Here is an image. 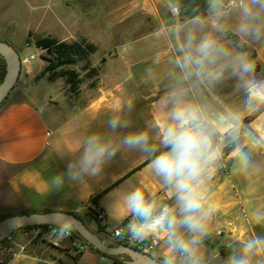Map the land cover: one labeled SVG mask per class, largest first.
Here are the masks:
<instances>
[{
  "label": "crops",
  "instance_id": "crops-1",
  "mask_svg": "<svg viewBox=\"0 0 264 264\" xmlns=\"http://www.w3.org/2000/svg\"><path fill=\"white\" fill-rule=\"evenodd\" d=\"M5 6L0 7V20ZM64 20L67 28L78 27L90 42L101 38L107 43L102 63L97 64L96 85L82 84L79 98L68 96L61 79L51 83L55 88L44 87L43 79L36 81L43 64L34 62L37 56L30 53L31 47L21 53L19 82L0 107V163L16 168L11 184L19 211L84 216L89 228L108 243L115 242L111 230L122 228L129 234L128 225L139 222L126 202L137 189L155 201L157 213L168 205L179 217L174 187L151 162L169 150L162 143L164 132L177 124L174 112L186 109L195 111L199 126L208 123L219 134L195 185L203 205V227L196 233L177 228L185 240H197L192 255L172 247L170 238L158 233L150 235L160 240L151 256L162 262L174 259V264H231L233 257L243 256L248 241L264 240V153L258 139L251 135L256 141L250 140L244 129L253 109L241 111L246 102L241 92L262 90L263 77L254 78L250 87L241 86L245 72L240 62L248 63V53H240L221 31L215 34L219 21L211 17L210 8L204 19L179 22L163 0H68ZM174 28L180 29V37L173 36ZM247 35L238 36L250 47ZM206 39L214 44L205 54L199 46ZM63 40L81 42L73 36ZM111 48L113 54H103ZM254 48L260 55L258 46ZM262 116L250 123L259 139L264 138L256 126ZM141 133L147 144L125 143ZM93 138L107 149L95 174L96 165L85 171L81 164ZM46 227L16 229L0 242V264L107 263L88 249L77 260L56 254L74 252L79 242L73 238L64 241L62 249L55 248L46 240ZM248 259L249 264H264V245Z\"/></svg>",
  "mask_w": 264,
  "mask_h": 264
},
{
  "label": "rangeland",
  "instance_id": "rangeland-1",
  "mask_svg": "<svg viewBox=\"0 0 264 264\" xmlns=\"http://www.w3.org/2000/svg\"><path fill=\"white\" fill-rule=\"evenodd\" d=\"M5 1L6 2H2L0 4L1 8H3L5 5V7H7L6 13L4 14V16H1L0 20V41L10 42L18 50L20 55L21 53H24L28 48L25 45V39L28 33L34 32L43 36H53L60 40L69 39L71 36H73L81 41H87L97 48L96 52L92 53L91 55V62L92 65L94 64V68H97L98 63H102L100 58L102 55V51L106 47L107 42L103 41L101 38H98V42H95V38L94 41L90 42L87 38L82 35L83 33L78 27L72 30L67 28L64 20V10L68 0ZM163 1L173 7L176 19H178L179 22H182L183 20L181 12L177 8L180 0ZM236 1L237 6L232 9L227 8L226 0H208V4L210 8L211 17H214L217 21H219L217 28L215 29V34L221 31V34L227 36L229 34H232L229 32L231 31L237 33L240 36L245 37L247 33L250 32L247 37H249V42H251V53L247 54V58L248 63L252 65V68L249 72H245L241 76V86L243 87V85H247V87H250L252 82L255 80L254 78H257V80H259L261 77H263L262 90L248 89V92H245L246 94L244 92H241L242 95L244 94L243 96L246 99V102H244L243 106H241V111L243 113H249L253 109V111L248 115L250 117L254 114L257 109H259L260 104L264 103V0ZM246 9L247 12L245 11ZM6 23L7 25L4 26ZM178 30L179 31L176 32L175 28L173 29V36H181L182 33L179 28ZM223 30L226 31L224 32ZM253 45L258 46V48L260 49V55H258L256 59H252V52L255 49ZM29 51L31 54H36L37 56L34 62H40L41 64H43L44 68L46 66V62L42 59V56H46V53L42 51H36L34 47H31ZM108 52L111 55L113 54L114 49L111 48V50H107L103 52V54H107ZM24 59L25 63L28 64L29 57L27 56ZM254 62L257 63L259 67L258 70L260 71V73H256V65L254 64ZM0 64L5 67V63L1 58ZM82 77L84 78L82 84H92L94 82H97L96 76L93 77L90 75V77L86 78L85 75L82 74ZM42 79L41 80L44 81L42 85L45 84L43 85L44 87L48 85L55 88L54 84H51L55 82H50L47 76ZM41 80H39V82ZM232 85H234V82ZM236 92L238 91H231L232 94ZM68 96L70 98L80 97H71L70 95ZM261 114H263V116L260 119L259 124L256 126H258L259 128L258 131L260 132V134H263L262 136H264V112H262ZM244 125L245 131L248 132L247 134L249 136V139L256 141L253 138L256 137V139H258L259 141L258 146L264 153V138L259 139L255 133V130H253L250 124ZM251 135H253V137ZM15 173L16 168L0 163V219L23 213L19 211V204L15 195V190L13 185L11 184V179ZM87 215L93 217L94 219H96V221H100L99 215L93 212H89ZM81 217L83 218L86 225L89 227L88 223H90V220L84 216ZM94 232L98 234V232ZM75 235L73 236V238L79 241V246H85L88 250H91L99 256H102V254H100L98 251V253L94 251L95 249H91V246L87 242H85L81 237H79L77 234ZM106 243L116 246L115 242ZM73 251L74 252L59 251L56 254L63 256L64 258H72L75 260H77L83 254L82 252H79L76 247L73 249ZM120 262H123L125 264L124 260H122L121 258H118V260L116 261L111 257V259H109L107 263L101 264H120Z\"/></svg>",
  "mask_w": 264,
  "mask_h": 264
},
{
  "label": "clouds",
  "instance_id": "clouds-1",
  "mask_svg": "<svg viewBox=\"0 0 264 264\" xmlns=\"http://www.w3.org/2000/svg\"><path fill=\"white\" fill-rule=\"evenodd\" d=\"M245 11L247 12V9ZM213 44L211 40H204L199 46L200 52L206 54L213 48ZM240 68L242 72H249L252 65L241 60ZM173 119L177 124L166 129L162 140L165 146H169V150L161 152L151 163L155 172L162 176L167 184L174 187L180 216L178 217L175 209L168 205L161 207L157 213L155 201L146 200L144 193L137 189L127 196L126 202L131 214L138 217L139 222L130 223L128 228L133 240L165 233L170 238L172 247L192 255V246L197 240L195 238L185 240L177 234V228L183 226L192 233L202 230L203 205L195 185L202 171V161L211 149V141L204 129L197 124L194 110L179 109L174 112ZM231 128L237 130V124L232 123ZM125 143L132 147L144 145L147 144V136L141 133L128 137ZM106 152V148L96 145L95 138L89 140L81 161L84 170L88 171L96 165L93 174L98 172ZM217 152L218 149L212 154L216 155ZM110 155H115V152H111ZM75 224L74 217L65 216L63 220L54 224L48 235L58 238L67 237L74 231ZM261 245H264V240L248 241L244 245L243 256L233 257L231 264H249L248 256ZM164 264H174V259H166Z\"/></svg>",
  "mask_w": 264,
  "mask_h": 264
},
{
  "label": "trees",
  "instance_id": "trees-1",
  "mask_svg": "<svg viewBox=\"0 0 264 264\" xmlns=\"http://www.w3.org/2000/svg\"><path fill=\"white\" fill-rule=\"evenodd\" d=\"M177 8L181 12L182 20L188 21L193 19L206 18L209 10V4L208 0H180ZM226 39L231 40L234 47L240 53H251L248 44L241 42L238 35L229 34L226 36ZM25 45L27 47H34L35 49L46 53V56H42V59L46 62V66L36 77V81H39L46 76L50 82H55L56 80L61 79L65 84L66 93L71 97H78L81 94V85L84 81L82 74H84L86 78L90 77V75L95 77L98 74L97 68H94L91 62V55L92 53L96 52L97 48L87 41H64L53 36H43L34 32H29L25 39ZM256 57L257 54L255 51H253L252 59H256ZM254 64L256 65V69L258 70L259 67L257 63L254 62ZM4 73L5 67L0 64V83L3 79ZM95 85V82L92 83V86ZM262 112H264V103L260 104L259 109H257L252 116L244 120L245 124H250ZM201 127L209 136L212 147H215L217 139L219 137V134L217 133L215 128L208 123H203ZM101 197L102 194L96 196L93 201H96ZM145 199L148 201H152V199L147 196H145ZM31 212L33 211H26L23 213ZM77 216L82 218L78 214ZM116 245L120 244L116 243ZM91 249L93 248L91 247ZM105 257L111 259V257ZM112 259L116 261L118 260V258ZM120 264L124 263L120 262Z\"/></svg>",
  "mask_w": 264,
  "mask_h": 264
},
{
  "label": "water",
  "instance_id": "water-1",
  "mask_svg": "<svg viewBox=\"0 0 264 264\" xmlns=\"http://www.w3.org/2000/svg\"><path fill=\"white\" fill-rule=\"evenodd\" d=\"M0 58L5 63V73L0 83L1 107L19 82L22 60L18 50L6 41H0ZM65 216L75 218V229L72 232L104 256L121 258L125 264H164V262L155 257L142 253L132 247L107 244L86 225L83 218L78 217L75 213L62 211L31 212L5 217L0 220V242L10 239L18 228L42 225L53 227L55 223L63 220Z\"/></svg>",
  "mask_w": 264,
  "mask_h": 264
},
{
  "label": "built area",
  "instance_id": "built-area-1",
  "mask_svg": "<svg viewBox=\"0 0 264 264\" xmlns=\"http://www.w3.org/2000/svg\"><path fill=\"white\" fill-rule=\"evenodd\" d=\"M226 6L227 8H234L237 6V1L236 0H226ZM100 220L101 217L99 216ZM52 227L47 226L46 227V233L45 237L48 242L55 248H61V245L64 241L73 239L74 233L72 232L70 235L64 238H58V237H50L48 234L50 232ZM111 238L114 239L115 243H119L120 245H126L129 247H132L142 253L151 255L152 252L159 246L160 240L154 236H149L145 239H136L133 240L130 236V234H127L124 232L122 228H115L114 230H111L110 232ZM79 242V241H78ZM80 243H78L77 250L79 252H84L87 250L85 246H79ZM101 259L103 261H108L109 259L105 256H101Z\"/></svg>",
  "mask_w": 264,
  "mask_h": 264
}]
</instances>
